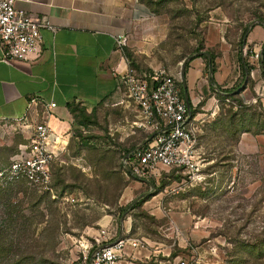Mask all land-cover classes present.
Segmentation results:
<instances>
[{
	"label": "rangeland",
	"instance_id": "374dc122",
	"mask_svg": "<svg viewBox=\"0 0 264 264\" xmlns=\"http://www.w3.org/2000/svg\"><path fill=\"white\" fill-rule=\"evenodd\" d=\"M140 2L149 14L123 54L130 70L163 67L186 85L198 175L164 169L152 186L132 177L122 157L146 136L132 105L76 108L55 196L23 183L0 191V264H67L102 225L144 239L155 264H264V0Z\"/></svg>",
	"mask_w": 264,
	"mask_h": 264
},
{
	"label": "crops",
	"instance_id": "0c3cea01",
	"mask_svg": "<svg viewBox=\"0 0 264 264\" xmlns=\"http://www.w3.org/2000/svg\"><path fill=\"white\" fill-rule=\"evenodd\" d=\"M15 6L54 30L41 29L36 60L0 61V166L29 142L36 123L47 121L66 146L78 126L76 108L91 112L124 99L118 73L129 66L117 39L149 14L140 0H15ZM5 148L13 151L7 161ZM118 233L126 235L122 225ZM149 248L136 256L126 247L118 264H155Z\"/></svg>",
	"mask_w": 264,
	"mask_h": 264
},
{
	"label": "built area",
	"instance_id": "2783aa9c",
	"mask_svg": "<svg viewBox=\"0 0 264 264\" xmlns=\"http://www.w3.org/2000/svg\"><path fill=\"white\" fill-rule=\"evenodd\" d=\"M43 28L54 30L46 19L35 18L17 8L15 0H0V61L36 60L41 53ZM127 40V34L121 35L117 39L118 48L122 49ZM118 76L124 98L137 112L133 124L146 134L138 147L122 157L123 167H129L131 175L142 181L159 177L164 169L185 171L195 178L201 165L196 151L200 121L194 107L187 104L183 96L180 80L163 67L148 71L128 68ZM54 105L49 103V106ZM61 137L47 121L36 123L29 142L8 164L0 166V191L23 183L54 197L52 168L65 148ZM62 198L69 200V197ZM148 246L144 239L100 228L80 244L77 255L67 264H118L126 247L143 249ZM177 264L186 262L181 260Z\"/></svg>",
	"mask_w": 264,
	"mask_h": 264
},
{
	"label": "water",
	"instance_id": "95a60500",
	"mask_svg": "<svg viewBox=\"0 0 264 264\" xmlns=\"http://www.w3.org/2000/svg\"><path fill=\"white\" fill-rule=\"evenodd\" d=\"M197 54H198V55L205 54L208 58H209V56H210L209 52H205V51H198ZM186 61H187V59H184V61L182 62V69H181V72H182V70H183V66L185 65ZM183 94H184V98H185L187 104H189V103H190V101H189V95H188V93L186 92V85H185V84H183ZM126 170H127V172H129L130 174L132 173V172H131V169H130L129 167H127ZM146 182H147L150 186L153 185V183H152L151 181H146Z\"/></svg>",
	"mask_w": 264,
	"mask_h": 264
},
{
	"label": "trees",
	"instance_id": "16d2710c",
	"mask_svg": "<svg viewBox=\"0 0 264 264\" xmlns=\"http://www.w3.org/2000/svg\"><path fill=\"white\" fill-rule=\"evenodd\" d=\"M181 89H182V87H181ZM71 109H72V111H74L75 110V108L74 107H71ZM128 153V152H127ZM54 165V164H53ZM121 166H122V168L127 172V170L123 167V165L121 164ZM128 174H130L129 172H127ZM52 175H53V168H52ZM131 175V174H130ZM132 176V175H131ZM133 177V176H132ZM153 181V180H152ZM53 184V183H52ZM53 188H54V186H53Z\"/></svg>",
	"mask_w": 264,
	"mask_h": 264
}]
</instances>
